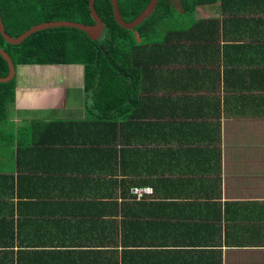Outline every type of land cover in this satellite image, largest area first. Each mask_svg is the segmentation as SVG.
<instances>
[{
  "label": "crops",
  "instance_id": "1",
  "mask_svg": "<svg viewBox=\"0 0 264 264\" xmlns=\"http://www.w3.org/2000/svg\"><path fill=\"white\" fill-rule=\"evenodd\" d=\"M196 12L218 30L199 25L196 52L173 34V60L152 54L131 125L110 144L96 148L92 121L32 124L85 119L81 64L15 73L0 124V264H264V4Z\"/></svg>",
  "mask_w": 264,
  "mask_h": 264
},
{
  "label": "trees",
  "instance_id": "2",
  "mask_svg": "<svg viewBox=\"0 0 264 264\" xmlns=\"http://www.w3.org/2000/svg\"><path fill=\"white\" fill-rule=\"evenodd\" d=\"M88 1L0 0V17L5 31L12 37L19 36L37 23L50 20H72L92 24L94 20L90 15ZM117 1L122 18L128 22L142 11L150 0ZM178 1L180 9L177 10L172 0H158L154 11L147 18L136 27L125 29L117 24L110 0H95L94 8L104 25L103 33L97 40H92L82 30L64 26L36 31L18 44L8 43L0 34V48L8 53L15 67L31 64L83 66V91L86 95L90 94V102L85 107V119L36 120L32 121V124L60 125L65 122L78 124L92 121L96 125V148L100 144H110L120 134L123 136L124 126L131 125V120L127 119L131 116L129 111L141 99L140 86L144 81L149 82L152 79L143 72L152 54V61H157L159 54L166 60H173L166 53L167 49L175 44L173 34L177 38L180 52H196L199 48L196 43L203 44L204 40L198 26L207 24L216 30L219 28L217 18L197 17V6L212 2L227 5L229 2ZM262 1L264 4V0ZM8 71L7 62L0 55V76L7 75ZM15 87V76L7 82H0V124L8 118V106L15 101ZM144 99L151 101L150 94H146ZM219 112L218 106L213 115ZM118 121L120 123H117ZM102 128H108V133L113 130L114 136L102 140V136L98 134ZM2 176L0 174L1 184L8 186L1 179ZM10 176L5 175V178Z\"/></svg>",
  "mask_w": 264,
  "mask_h": 264
},
{
  "label": "water",
  "instance_id": "3",
  "mask_svg": "<svg viewBox=\"0 0 264 264\" xmlns=\"http://www.w3.org/2000/svg\"><path fill=\"white\" fill-rule=\"evenodd\" d=\"M158 0H150L146 7L131 21H125L119 11L118 8V1L117 0H110L112 4V11L114 18L121 27L125 29H132L136 27L139 23H141L145 18H147L155 9L157 5ZM94 2L95 0H89L88 5H89V11L92 19L94 20V23L92 24H85V23H80L72 20H50V21H44L41 23H37L30 28H28L26 31L21 33L17 37H12L10 36L4 28V25L2 23L1 17H0V34L3 36L4 40L7 41L10 44H18L21 43L26 37H28L30 34L46 29V28H52V27H70V28H77L79 30H82L85 32L89 38L92 40H97L100 38V36L103 33L104 25L103 22L98 15L97 11L94 8ZM0 55L3 57V59L7 62L8 65V73L5 76H0V82H7L11 80L16 73V67L13 64L12 59L8 55V53L0 48Z\"/></svg>",
  "mask_w": 264,
  "mask_h": 264
},
{
  "label": "built area",
  "instance_id": "4",
  "mask_svg": "<svg viewBox=\"0 0 264 264\" xmlns=\"http://www.w3.org/2000/svg\"><path fill=\"white\" fill-rule=\"evenodd\" d=\"M130 193L135 197H143L152 194V189L149 186H134L130 189Z\"/></svg>",
  "mask_w": 264,
  "mask_h": 264
},
{
  "label": "rangeland",
  "instance_id": "5",
  "mask_svg": "<svg viewBox=\"0 0 264 264\" xmlns=\"http://www.w3.org/2000/svg\"><path fill=\"white\" fill-rule=\"evenodd\" d=\"M172 3H173V5L175 7H177V8L180 9V4H179V1L178 0H172ZM70 65H73V64H70ZM23 66H25V65H18V66H16V73L20 74L21 73V69H23ZM32 66H47V65H32ZM65 66H69V65H65ZM15 79H16V74H15ZM70 79L71 78H68V77L66 78V80H70ZM89 102H90V94L87 93L86 103L89 104ZM8 107H11V105H9Z\"/></svg>",
  "mask_w": 264,
  "mask_h": 264
}]
</instances>
